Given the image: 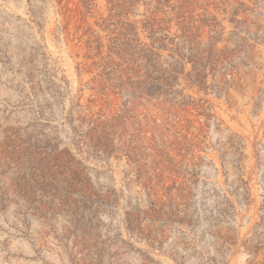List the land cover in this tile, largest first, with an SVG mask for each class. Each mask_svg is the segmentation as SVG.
I'll list each match as a JSON object with an SVG mask.
<instances>
[{"label":"rangeland","instance_id":"1","mask_svg":"<svg viewBox=\"0 0 264 264\" xmlns=\"http://www.w3.org/2000/svg\"><path fill=\"white\" fill-rule=\"evenodd\" d=\"M0 264H264V0H0Z\"/></svg>","mask_w":264,"mask_h":264}]
</instances>
